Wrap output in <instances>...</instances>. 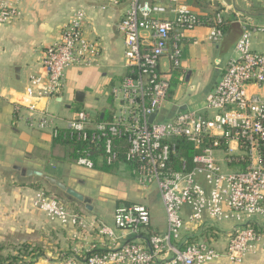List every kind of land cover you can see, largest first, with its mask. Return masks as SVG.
<instances>
[{
	"label": "built area",
	"instance_id": "1",
	"mask_svg": "<svg viewBox=\"0 0 264 264\" xmlns=\"http://www.w3.org/2000/svg\"><path fill=\"white\" fill-rule=\"evenodd\" d=\"M22 1L0 0V24L20 17ZM103 1L127 2L117 24L124 36L125 73L110 86L109 107L94 116L79 109L60 126L64 118L48 104L37 105L42 99H62L67 70L92 65L101 56L100 46L84 33L86 12L79 9L45 48V74L29 77L16 110L21 104L28 109L25 121L31 128L92 145L99 164H114L119 153L113 139L125 138L130 175L140 188L158 189L167 227L162 233L150 231L151 211L144 203L118 204L115 227L100 220L95 225L106 243L83 254L63 255L57 264H208L264 252V94L259 92L264 52L254 50L251 42L252 34L264 28L242 22L234 55L203 106H181L163 120L160 114L182 66L186 32L207 22L212 26L209 40L220 42L223 12L203 20L180 0ZM76 161L95 168L89 155ZM35 204L62 225L87 226L55 195L38 192ZM227 221L232 227L219 248L216 238ZM122 237L132 239L121 243Z\"/></svg>",
	"mask_w": 264,
	"mask_h": 264
},
{
	"label": "crops",
	"instance_id": "2",
	"mask_svg": "<svg viewBox=\"0 0 264 264\" xmlns=\"http://www.w3.org/2000/svg\"><path fill=\"white\" fill-rule=\"evenodd\" d=\"M180 1L190 5L203 20L206 15L222 11L228 28L217 43L208 38L212 28L210 23L203 22L186 32L182 66L173 78L172 97L160 114L163 120L172 118L179 107L191 106V92H197L196 102L198 106H203L206 94L219 82L234 52L242 33V22L247 21L255 28H264V0H198L196 6L189 4L188 0ZM20 9L21 15L14 23L0 24V166L41 170L91 197L93 206L89 210L84 203V212L78 208V204H75V210L67 205L70 212L79 214L86 227L62 225L49 218L45 212L47 239L53 240L47 246V255L52 256L47 257V264H57L58 255L83 254L92 247L106 243L98 235L95 226L99 220L104 221L99 211L106 208L113 216L115 207L121 203L146 204L151 211L150 231L165 232L166 214L156 187L147 190L140 188L124 165H120V171L109 173L78 164L72 157V147L55 143L47 130L28 126L25 117L29 111L22 104L19 111L16 110L17 105L20 106L19 102H22L29 77L32 74H45L42 62L45 48L58 39L64 24L79 9L86 12L84 33L100 46L101 56L92 65L72 66L67 70L62 99H42L38 100L37 105L42 107L48 104L50 107L52 100L56 103L62 102L64 98L75 100L76 92L80 90L85 93L84 101L75 103L94 107L96 114L105 110L107 105L104 107L102 104L110 102V86L125 73L124 36L117 24L127 9V2L113 5L103 0H23ZM253 34L256 35L254 48L264 52V29ZM68 80H73L75 84L68 85ZM189 84L191 88L186 87ZM259 92L264 94V86ZM68 107L72 109V114L62 116L64 119L58 121L60 126L65 125V118L74 116L80 109L75 105ZM32 177L37 181L42 179ZM231 227L232 223L228 221L220 225V233L216 238L219 248L225 244ZM121 233L117 232L118 235ZM131 239L122 237L119 242L125 243Z\"/></svg>",
	"mask_w": 264,
	"mask_h": 264
},
{
	"label": "rangeland",
	"instance_id": "3",
	"mask_svg": "<svg viewBox=\"0 0 264 264\" xmlns=\"http://www.w3.org/2000/svg\"><path fill=\"white\" fill-rule=\"evenodd\" d=\"M255 36L252 35L251 42L253 49L257 50L254 48ZM232 55H234V52L230 56ZM193 82H195L194 79ZM66 83L68 85L75 84L73 80H68ZM189 85L186 87L191 88V84ZM191 93L189 101L192 105L189 107L192 109L200 108L201 106H198L196 102V99H198L197 92ZM68 105L79 106L80 109L87 110L91 115H96L94 107L80 106V104L75 103V100H67V98H64L60 103L52 100L50 110L61 117L69 116L72 114V109ZM102 105L109 107V102H103ZM39 181L42 182L41 187H33L31 183L37 182V179L24 176L21 171L12 167L0 166V245L5 246L4 255L13 254L16 256L14 264H47V257L52 258V256L47 255V246H50L49 242L53 240L47 239V215L35 204L37 192L55 195L65 205H71L74 210L77 208L75 204H78L80 206L78 208L86 212L84 203H77L76 199L56 189L44 179H39ZM99 215L110 226L115 227L112 213L106 208L101 209ZM117 232H120V230H117ZM27 247L38 248L42 255L38 257L30 256L25 253ZM61 257L62 255H58L56 260ZM208 264H264V252L259 249L256 253L246 255L240 260L220 257Z\"/></svg>",
	"mask_w": 264,
	"mask_h": 264
},
{
	"label": "trees",
	"instance_id": "4",
	"mask_svg": "<svg viewBox=\"0 0 264 264\" xmlns=\"http://www.w3.org/2000/svg\"><path fill=\"white\" fill-rule=\"evenodd\" d=\"M189 4L192 5H197L198 4V0H188ZM219 11V10H218ZM218 11L212 13L211 15H209L210 17L213 16L214 14H216ZM201 19H203L201 17ZM224 32L227 30L228 25H227V19L224 20L223 26H222ZM54 142L55 143H60L63 145H69L70 147H72V157L76 160L77 158L84 156V155H89L91 157V159L94 161V166L95 168H98L102 171L105 172H117L120 171L119 167L120 165H124L125 166V170H129L130 166L129 164L126 162V150H127V146L128 143L125 140V138H114L113 139V143H114V148L116 150H118L119 153V158L118 160L111 165H108L106 163L103 164H99L97 157L99 152H97V150H95V148L92 145H89L85 142H81L75 139H70V138H62V137H58V138H54ZM42 182H33L31 183V186L33 187H41ZM5 249L4 245H0V264H14L15 263V259L16 256L13 254H8V255H4L3 254V250ZM25 253H28L30 256L32 257H38L40 255H42V252L38 249V248H25Z\"/></svg>",
	"mask_w": 264,
	"mask_h": 264
},
{
	"label": "water",
	"instance_id": "5",
	"mask_svg": "<svg viewBox=\"0 0 264 264\" xmlns=\"http://www.w3.org/2000/svg\"><path fill=\"white\" fill-rule=\"evenodd\" d=\"M85 98V93L83 91L78 90L75 95L76 102H83ZM187 106H182L185 109ZM156 114L151 116L150 121H153ZM14 169L21 171V174L27 177L36 176L38 178L44 179L47 183L54 186L56 189L60 190L61 192L66 193L70 197L85 203L87 209L92 210V198L89 196H85L83 193L79 192L78 190L67 186L64 182L58 180L57 178L44 174L41 170L31 169V168H22L21 166H14Z\"/></svg>",
	"mask_w": 264,
	"mask_h": 264
}]
</instances>
